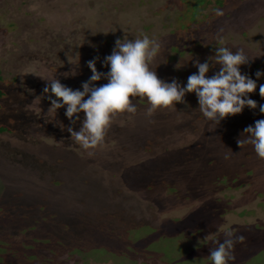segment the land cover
Returning <instances> with one entry per match:
<instances>
[{"label": "rangeland", "instance_id": "374dc122", "mask_svg": "<svg viewBox=\"0 0 264 264\" xmlns=\"http://www.w3.org/2000/svg\"><path fill=\"white\" fill-rule=\"evenodd\" d=\"M144 35L160 44L151 69L181 85L198 74L196 59L243 48L257 109L218 126L194 93L151 118L133 98L137 112L114 118L103 144L84 150L60 128L71 126L66 108L48 111L46 81L82 90L88 61L107 73L116 39ZM257 71L264 0H0V264H212L228 231L245 237L229 264H264V161L237 144L264 120Z\"/></svg>", "mask_w": 264, "mask_h": 264}, {"label": "clouds", "instance_id": "9594fccd", "mask_svg": "<svg viewBox=\"0 0 264 264\" xmlns=\"http://www.w3.org/2000/svg\"><path fill=\"white\" fill-rule=\"evenodd\" d=\"M218 39L222 42L221 37ZM159 51L160 44L150 40L147 35L134 40L125 37L116 39L111 54L103 61V66L108 68L107 73L97 70L98 58L88 61L87 66L92 75L81 85L82 90H73L63 85L56 76L46 81L43 93L51 105L48 111L57 114L59 109L66 108L65 115L71 126L65 128L60 123L61 130L70 133L71 140L84 150H95L103 144L106 131L114 118L124 114H129L131 118L137 112L133 98H139L147 104L145 115L151 118L158 110L184 103L185 96L194 93L200 113L218 126L226 118L241 114L246 107L257 109L256 101L250 98V94L257 89L256 80L240 71L242 65H249L252 61L243 48L233 52L232 49L219 47L215 49V55L204 63L196 59L194 66L198 74L190 75L186 85H181L175 78L171 83L158 78L150 64ZM210 61L220 66L219 71L211 77L208 73L215 66ZM75 75L74 69L63 74L65 79ZM262 76L264 73L257 71L256 79ZM101 80L107 83L97 87ZM259 95L264 99V84L259 86ZM259 111L264 115V105L259 106ZM81 113L84 119L80 130L75 131L74 126L80 122ZM237 144L239 148L251 145L257 157L264 161V120H257L254 127H246ZM244 240L242 235L225 232L223 241H216L217 246L210 249L212 264H229L234 259V246Z\"/></svg>", "mask_w": 264, "mask_h": 264}, {"label": "trees", "instance_id": "16d2710c", "mask_svg": "<svg viewBox=\"0 0 264 264\" xmlns=\"http://www.w3.org/2000/svg\"><path fill=\"white\" fill-rule=\"evenodd\" d=\"M1 74H0V81H1ZM3 96V92L0 90V98ZM5 130H7V128L6 127H4V126H0V133L1 132H4ZM112 233L110 232V233H108L107 234V238L105 237V238H103V237H101V240H103L102 241V244H108V247H111L112 246V244L111 243H113V242H115V240H113V239H111L110 240V238H111V235ZM113 237V236H112ZM104 239H107V242L104 240ZM134 244L131 246V247H133V246H135L136 245V247L135 248H138L139 250H141V245L139 244V243H135V242H133ZM129 245V244H128ZM106 250V249H105Z\"/></svg>", "mask_w": 264, "mask_h": 264}]
</instances>
